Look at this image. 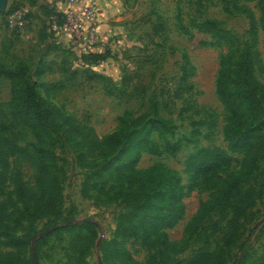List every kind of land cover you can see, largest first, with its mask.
Wrapping results in <instances>:
<instances>
[{"label":"rangeland","instance_id":"374dc122","mask_svg":"<svg viewBox=\"0 0 264 264\" xmlns=\"http://www.w3.org/2000/svg\"><path fill=\"white\" fill-rule=\"evenodd\" d=\"M90 1L83 0V4ZM94 1L95 35L89 42L72 43L64 30L59 34L52 30L48 18L51 10H65V0H7L5 11L16 2L29 16L20 30L11 27L5 11L0 10V63L27 65L43 103L72 123L91 126L100 142L118 129L121 117L152 113L155 101L163 119L173 124V132L153 130L146 139H131L113 152L91 157L76 145L69 124L58 115L54 122L62 128L55 125L54 136L57 161L65 173L62 204L57 217L39 219L31 228L41 231L59 225L63 218H75L83 225L78 233L58 230L35 244L36 264H119L115 257L119 251L130 255L133 264H148L153 256L165 259V254L177 264H187L205 246L211 251L221 246L230 212L220 210L215 198L248 162L231 154L217 171L194 174L185 172V161L196 147L227 152L223 134L226 112L215 89L225 67H233L231 62L239 61L246 50L256 79L264 85V0ZM237 5L252 11L255 34ZM207 20L219 23L209 26ZM216 27L228 32L226 40L219 39L223 35ZM9 98L10 82L0 76V102ZM26 140L32 136L27 134L21 144ZM178 140L181 151L165 153ZM18 169L21 178L32 185L30 164L0 155V206L8 202V210L16 213L21 206L13 190ZM166 169L180 175V183L163 182L159 187L169 191L172 185L173 196L175 191L180 193L181 215L168 223L172 213L164 214L169 203L161 201L156 210L161 214L155 223L158 232L151 235V242L122 237L117 224L129 208L124 196L154 185L144 180L146 187H140L137 176L141 172L159 176L167 175ZM252 176L262 197L240 218V237L229 250L226 264H232L236 256L241 257L239 264H264L263 162L255 165ZM83 187L88 198L82 194ZM143 214L125 224L137 228L138 236L151 220L149 214L141 223ZM85 218L96 223L93 231L84 225ZM27 230L22 228L17 235L23 236ZM74 242L80 249H72ZM239 242L243 243L237 247ZM16 252L13 247H0L1 254ZM22 257L27 261L24 264H30L31 244Z\"/></svg>","mask_w":264,"mask_h":264},{"label":"trees","instance_id":"16d2710c","mask_svg":"<svg viewBox=\"0 0 264 264\" xmlns=\"http://www.w3.org/2000/svg\"><path fill=\"white\" fill-rule=\"evenodd\" d=\"M262 1L259 0V2ZM18 8H21V5L15 2L3 15L6 16ZM236 10L249 18L251 32L255 34L256 25L252 11L242 5H237ZM28 16L27 12V18ZM54 17L59 23L63 21L62 13L53 10L48 12V18ZM205 23L209 26H216L219 22L207 20ZM216 31L223 35L219 39L226 40L228 38V32L225 30L216 27ZM94 55L97 54L91 56ZM231 63H233V67H225L215 84L216 95L226 112L223 134L227 152L224 153L215 148L196 147L185 161V172L213 173L224 165L225 159H230L231 154H239L242 161L245 160L248 164L245 170L242 171L240 167L235 172V175L221 188L215 198L220 210L230 212L228 230L220 238L221 246L212 251L205 246L187 264H226L229 250L237 245L240 237V218L262 197V191L256 188L255 176H252V173L255 165L264 163V85L256 79L252 59L246 50L239 61ZM0 76L10 82V98L6 102H0V155L27 162L34 169L32 185L27 184L21 178L19 169L16 170L13 178L14 193L21 200L19 211L17 213L14 209L9 211L8 202H3L0 206V247L9 246L17 249L16 253H0V264H24L27 261L22 257V253L33 239L37 244L50 233L58 230L78 233L80 226L83 225L79 224L75 218H63L59 225H50L49 227H53V230L44 236L41 234L42 230L36 231L31 228L39 219L50 216L57 217L62 204V181L65 173L57 161L54 136L55 125H57L54 121L58 115L63 119V122L69 124V132L77 138L76 145L81 149L85 148L91 157L101 152H113L131 139H146L153 130L172 133L174 126L167 122L169 120L163 119L159 113L158 102L155 101L151 104L152 113L148 110L133 119L121 117L118 129L110 133L103 142H100L91 126L72 123L66 116L56 114L55 108L43 103L38 91V82L31 78L27 65L18 63L11 66L0 63ZM57 126L62 128L61 125ZM27 134L32 136V140H26L24 144H21ZM181 149V140H178L171 148L165 149V153L174 155ZM149 152L160 153L158 150H149ZM82 156L83 154L79 158ZM89 166L92 167L93 164L89 163ZM146 172L143 171L137 176L138 182L141 183L140 187H146L145 183L154 185L139 193L132 191L131 194L124 196L129 208L119 217L117 231L122 237H139L142 241L151 242V235L158 232L155 223L161 216L156 213L158 203L168 201L169 205L164 216L172 213L168 222L170 224L182 212L179 202L180 193L175 191L176 196H173L172 185H170L169 191L161 189L159 186L163 182L167 184L171 182L173 186L176 183L178 186L181 178L173 170H168L167 175L152 174L150 177L142 175ZM148 177L150 182L146 181ZM82 194L85 198L89 197L86 187H83ZM141 212H144L141 223L145 222L144 220L149 214H151V220L148 221V227L144 229V232L138 236L137 228L132 230L125 224L133 222ZM84 222V225L93 231L94 223ZM24 223L27 226L24 227ZM22 228L28 230L23 236H18L17 233ZM242 243L239 242L237 247ZM78 248L80 249V244L74 242L72 249ZM115 257L120 259L119 264H133L132 257L124 252L119 251ZM240 259V256H236L232 264H239ZM30 264H34L32 259ZM148 264L177 263L165 254V259L156 260L153 256Z\"/></svg>","mask_w":264,"mask_h":264},{"label":"built area","instance_id":"2783aa9c","mask_svg":"<svg viewBox=\"0 0 264 264\" xmlns=\"http://www.w3.org/2000/svg\"><path fill=\"white\" fill-rule=\"evenodd\" d=\"M65 4L61 23L55 17L50 18L52 30L56 34L64 30L72 43L89 42L96 33L98 23L96 2L92 0L83 4V0H65ZM6 19L11 27L21 30L27 24V11L23 8H18L7 14Z\"/></svg>","mask_w":264,"mask_h":264},{"label":"water","instance_id":"95a60500","mask_svg":"<svg viewBox=\"0 0 264 264\" xmlns=\"http://www.w3.org/2000/svg\"><path fill=\"white\" fill-rule=\"evenodd\" d=\"M6 5H7V0H0V10L1 11H5ZM83 221H91V220H89L88 218H85V219H83ZM91 222H93V221H91ZM93 223H95V222H93ZM52 230H53V227H49V228H47L45 230H42L41 234L42 235L48 234ZM35 242H36V240H34V239L31 241V256H32V260H33L34 264L37 263V260H36V257H35Z\"/></svg>","mask_w":264,"mask_h":264}]
</instances>
